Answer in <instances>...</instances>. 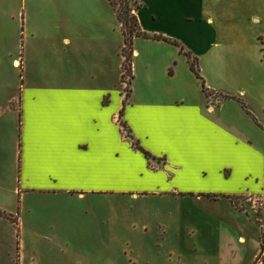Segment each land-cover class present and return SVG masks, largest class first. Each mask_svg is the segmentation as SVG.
<instances>
[{"label": "crops", "instance_id": "0c3cea01", "mask_svg": "<svg viewBox=\"0 0 264 264\" xmlns=\"http://www.w3.org/2000/svg\"><path fill=\"white\" fill-rule=\"evenodd\" d=\"M141 4L135 13L141 31L184 51L136 38L126 91L125 37L109 0H0V53L13 59L11 42L22 53L13 60L14 69L20 66L17 85L0 83L18 90L0 103V222L8 224L13 214L3 204L9 180L24 200L175 201L188 214H213L204 221L213 225L195 220L193 229L238 234L249 222L259 226L256 264L262 229L237 202L264 197V104L246 83L235 94L225 86L239 51L264 41V0ZM185 52L198 60L202 80ZM9 131L15 137L10 152ZM22 222L12 225L17 240Z\"/></svg>", "mask_w": 264, "mask_h": 264}, {"label": "rangeland", "instance_id": "374dc122", "mask_svg": "<svg viewBox=\"0 0 264 264\" xmlns=\"http://www.w3.org/2000/svg\"><path fill=\"white\" fill-rule=\"evenodd\" d=\"M116 2L120 4L119 0ZM129 2L137 13L136 6L141 1ZM118 8L122 10L121 5ZM13 45L9 43V49L15 53L13 59L7 61L0 53V83L13 81L17 85L20 66L14 69L13 60H21L22 53L19 45ZM239 52L235 60L237 68L225 86L226 92L235 94L247 84L250 96L261 106L264 104V41L258 42L253 50ZM123 80L127 83L125 90L129 91L131 73ZM17 91V87L14 90L0 87V103ZM2 131L0 127L1 137ZM14 139L9 131V152ZM9 183L3 204L13 214L6 216L8 224L0 222V264H17L19 255L23 264H254V253L261 244L259 226L253 222L243 225L238 234L215 227L193 229L190 222L208 221L213 214L206 209L188 214L175 201L129 197L84 202L33 197L24 200L22 195L14 194L11 180ZM237 206L261 226L263 243L264 197L258 201L245 198ZM19 216L23 222L17 240L12 225L17 228ZM240 236L247 243L239 242ZM256 264H264V252Z\"/></svg>", "mask_w": 264, "mask_h": 264}, {"label": "trees", "instance_id": "16d2710c", "mask_svg": "<svg viewBox=\"0 0 264 264\" xmlns=\"http://www.w3.org/2000/svg\"><path fill=\"white\" fill-rule=\"evenodd\" d=\"M109 1L112 4V6L114 7L116 14L118 15V18L122 24V31H123V34L125 37L126 46L124 49L125 62L123 64V71H124L123 77H125V75L128 72L132 73L133 46H134V41L136 38L165 41V42L171 43L177 47H180L182 52L184 51V48L177 42L168 40V39L163 38L161 36H150V35L142 32L140 29V26H139L138 17L135 14L136 12H135L134 8L131 6V3L129 2V0H119L120 4L118 2H116V0H109ZM139 1H141V0H139ZM119 5H121L122 10H120L118 8ZM140 9H142V4H139L136 6V11H139ZM128 52H129V54H128ZM185 54L189 58V63H190L192 71L196 74V76L199 79L202 80V77H201L200 71H199L198 60L196 58H193V56L190 53L185 52ZM204 92L207 96H210V92L206 89L205 84H204ZM223 97L225 99H235V100H239L240 102H243L241 99L236 98V97H229V96H223ZM244 107H245V104H244ZM123 114H124V112L122 111L121 112V125H122L124 131H127L129 134V137H131L127 124L124 123L122 120ZM134 146L138 150H141L149 160L155 159L150 153H148L143 148H141V146L138 143L134 142ZM263 252H264V242L262 243V253Z\"/></svg>", "mask_w": 264, "mask_h": 264}]
</instances>
